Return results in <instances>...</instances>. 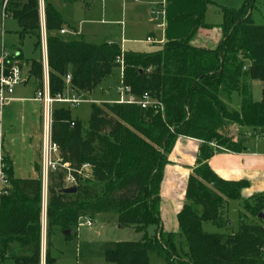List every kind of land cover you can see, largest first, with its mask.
<instances>
[{"label":"trees","instance_id":"obj_1","mask_svg":"<svg viewBox=\"0 0 264 264\" xmlns=\"http://www.w3.org/2000/svg\"><path fill=\"white\" fill-rule=\"evenodd\" d=\"M254 1L240 9L223 7V38L217 47L207 48L192 45V40L201 29L210 27L205 15L211 0H166L165 42L159 50L147 53L122 50L117 43L60 38L58 32L66 22L54 4L44 0L52 96L68 95L69 90L85 98L120 66L116 58L122 55V84L127 93L140 98L147 92L164 107L162 114L127 100L93 103L88 127L82 131L78 121L70 118L66 104L55 105L53 141L62 163L71 168L78 190L73 194L61 191L66 186V170L50 172L46 264H56L51 251L53 234L64 230L73 234L81 218L99 213H115L121 226L143 233L139 241L104 243L103 256L114 264H149L152 252L164 255L168 264H263L264 220L259 214L264 211V193L243 197L247 180L222 179L207 162L222 148L244 149L247 139H223L219 128L232 123L258 132L264 129V84L260 101H254L250 93L252 80L264 82V25L251 18ZM5 11L19 22L21 36L35 34L42 48L39 0H7ZM21 56L8 61H18L22 67ZM27 63L29 80L35 91L41 89L43 58ZM227 91L240 93L239 108L221 98ZM180 135L201 141L178 213V233L188 247L184 254L178 251L176 234L164 232L160 216L163 171ZM213 139L218 147L211 146ZM5 163L9 186L0 198V259L40 264L41 168L36 165V178H17L8 157ZM85 164L90 165V174L83 177L76 170ZM230 199L241 200L242 210L260 222L242 224L237 232L226 234L204 231L205 220L228 225Z\"/></svg>","mask_w":264,"mask_h":264},{"label":"rangeland","instance_id":"obj_2","mask_svg":"<svg viewBox=\"0 0 264 264\" xmlns=\"http://www.w3.org/2000/svg\"><path fill=\"white\" fill-rule=\"evenodd\" d=\"M61 12L66 24L65 28L69 31L58 32L60 38L64 40H74L78 37L85 41L102 44L108 41L120 42L123 37L135 38L126 43L124 50L135 52H146L147 44L145 40L155 24H160L164 18L160 13H153V8H157L164 0H50ZM251 0H211L208 4L205 21L210 26L207 30H221L223 23V7L240 9ZM161 5V4H160ZM45 2L39 0L40 22L45 17ZM157 10V9H155ZM251 11V18L257 25H264V0H255ZM19 22L9 14H3V0H0V55L5 52L12 57L21 53L22 67L29 69L31 59L41 60L43 58V48L37 45L38 38L35 34H20ZM160 26V25H159ZM161 27V26H160ZM46 29V28H45ZM41 39L44 35V27L41 24ZM47 38V31H46ZM153 47V46H152ZM149 70V69H148ZM122 66H115L109 76L97 83L94 88L81 99L77 105L66 104L72 120L78 121L82 131L88 127L91 117L92 104L100 103L106 99H129L130 96H123L122 92ZM69 86L70 83L66 81ZM248 84V83H247ZM264 82L257 79L250 82V93L254 101L262 98V88ZM35 85L32 82L19 84L16 91H20L29 101L26 102V115L21 114L19 106L21 102H16L6 111V148L12 152L15 159L16 177L33 178L37 175L34 163L41 162V131H42V104L34 102ZM221 98L229 103L231 107L239 108L242 96L238 92L220 94ZM112 103V102H111ZM31 108L35 111L31 114ZM4 111V112H5ZM23 115V116H22ZM226 122V121H225ZM228 122V121H227ZM223 139L233 138V140H245V143L264 147L262 133L264 129L255 131L247 126H238L229 123L218 130ZM242 141V142H243ZM212 147H218V141H211ZM40 153V154H39ZM15 155V156H14ZM169 155V154H168ZM169 159V157H168ZM38 164V163H37ZM40 177L42 175V165ZM204 180L203 176L200 177ZM244 212L246 216H241ZM250 211L242 210L241 200L230 199L228 203L227 217L229 223L226 226H219L212 221L205 220L202 223L203 230L209 233H232L237 232L242 224H253L260 222L258 217L251 215ZM91 225L81 224L77 230L70 235L57 232L51 236V251L56 258V264H114L108 262L102 253L104 243L108 241H139L143 237L142 232L136 231L131 226H121L118 216L115 213H99L90 217ZM162 218V217H161ZM88 217L80 220L85 223ZM44 221V220H43ZM176 221V222H175ZM176 218L164 221L162 219L164 232L176 234L178 251L180 254L187 252L188 247L185 238L177 230ZM174 225L173 227L170 225ZM168 225V227H167ZM45 226V221H44ZM179 227V226H178ZM174 229L170 230L167 229ZM153 234V227L149 228ZM46 244V241H45ZM44 245V250H46ZM262 263L264 264V248ZM1 264H15L12 260L1 261ZM41 264V261H40ZM149 264H168L164 255L152 252L149 255Z\"/></svg>","mask_w":264,"mask_h":264},{"label":"crops","instance_id":"obj_3","mask_svg":"<svg viewBox=\"0 0 264 264\" xmlns=\"http://www.w3.org/2000/svg\"><path fill=\"white\" fill-rule=\"evenodd\" d=\"M6 1L7 0H3L4 15L7 14L5 11ZM160 4L157 8H153L152 10L153 13L154 11L155 12L161 10L166 11V0L162 1ZM164 27H165V20L162 21L160 24H155L154 29L153 30L151 29V31L149 32L147 39L145 40V43L147 44L146 46L147 48H149L148 50H146L147 53L155 52L163 46L165 42ZM64 29L66 30V32L69 31V29L67 28ZM222 38H223L222 30L212 31V30H207V28H203L193 38L192 45L196 47L215 48L218 46ZM131 39L133 41L137 40L135 38L123 37L120 42L118 41L116 42L108 41V42L117 43L120 45L121 49L124 50L125 48H127L126 43L130 42ZM128 51H132V50H128ZM24 72L28 76V81L26 83L32 82V79L29 80L28 70H25ZM122 87H123L122 88L123 96L124 97H126L127 95L130 96L127 93V90H125L124 86ZM38 90L36 91L34 90V96L33 99L31 100L34 102L41 103L39 100L35 99V95ZM67 94L73 95L72 93H70L69 90ZM114 100L117 99H106L105 101L102 102H113ZM27 101H29V99L26 96H24L20 91L17 92L15 90L14 100L5 108L8 109L12 106V110H13L15 108V106L13 108V105L16 102H21L22 104L18 108L21 114L25 113L26 115ZM119 101H122V99H120ZM57 105L59 106L62 104L58 103ZM34 111L35 109L31 108V112H32L31 114H33ZM5 118H6V111L4 112L5 151H6V157H8L12 162L13 174H14L15 171L14 158L16 157H13L12 152L6 148L7 128H6ZM257 133L259 134L258 131ZM200 144H201L200 140L190 138L184 135H180L177 138L175 144L173 145L171 151L169 152L168 155L169 162L164 167L163 179L160 186V216L162 217L161 219H163L164 221L168 219L171 220V218L173 217L176 218L184 205L189 177L193 172L194 168L196 167V160H197ZM207 162L211 170L222 179L232 180V181L247 180L249 185L247 188H245L242 191L243 197H249L255 193H264V147H259L257 145H251V144L249 145L247 143H244V149L239 152H234L222 148L220 151L215 152L208 159ZM37 163L41 165L40 161L39 162L35 161L34 163L35 171H36V165L39 166ZM36 177H38V173L33 178ZM17 178H22V177H17ZM41 179H42V175H41ZM47 198H48V185H47V190L45 191L43 187V192H42V240H41L42 252L44 250V245L47 244V221H46ZM43 220L45 221V226ZM170 226L173 227L174 225L172 224ZM178 226H179V222L177 221V230H179ZM175 229L176 228L174 229L170 228L167 230H170V232H172L171 230H175ZM44 251L46 253V250Z\"/></svg>","mask_w":264,"mask_h":264},{"label":"built area","instance_id":"obj_4","mask_svg":"<svg viewBox=\"0 0 264 264\" xmlns=\"http://www.w3.org/2000/svg\"><path fill=\"white\" fill-rule=\"evenodd\" d=\"M155 12V11H154ZM163 15L165 20V10L156 11ZM163 20V21H164ZM41 24L44 27V35L42 37V48H43V86L36 92L35 99L42 103V131H41V165H42V184L47 190V185L49 181V174L52 171L66 170L67 174L65 177L66 186L69 187L76 185V179L71 173V168L68 164L62 163L60 158V151L57 144L53 141L52 137V125H53V114L55 105L60 104H72L77 105L81 102V96L73 95H57L52 96L50 93L49 85V66L47 58V42H46V21L44 18L41 19ZM62 33L66 32L63 28ZM9 58L5 52L0 55V198L2 195L7 193V188L9 186V180L5 174V129H4V109L14 100V93L16 86L19 84H24L28 81V76L25 74L23 67L20 66L18 61L9 63ZM116 62L124 67L123 56L120 55L116 58ZM245 68V67H244ZM71 75L66 76V81L70 83ZM130 102H136L140 104L143 108L153 107L156 111H160L162 114L164 112L163 104L154 100L147 92L140 98L130 97L126 99ZM123 99L122 101H126ZM74 125V123H72ZM262 137L264 138V132H262ZM78 175L86 177L90 174V165L85 164L79 170H76ZM91 225L92 220L88 218L85 223H79ZM1 264V259H0ZM41 264H46V253L41 251Z\"/></svg>","mask_w":264,"mask_h":264},{"label":"water","instance_id":"obj_5","mask_svg":"<svg viewBox=\"0 0 264 264\" xmlns=\"http://www.w3.org/2000/svg\"><path fill=\"white\" fill-rule=\"evenodd\" d=\"M77 190H78L77 185H72V186L63 188L61 191L67 194H73V193H76ZM259 218L264 220V211L260 212ZM63 234H66V235L70 234V230H64Z\"/></svg>","mask_w":264,"mask_h":264}]
</instances>
